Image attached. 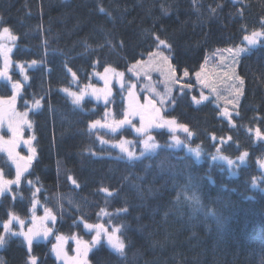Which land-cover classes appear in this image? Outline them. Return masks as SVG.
I'll return each mask as SVG.
<instances>
[{
    "label": "trees",
    "instance_id": "obj_1",
    "mask_svg": "<svg viewBox=\"0 0 264 264\" xmlns=\"http://www.w3.org/2000/svg\"><path fill=\"white\" fill-rule=\"evenodd\" d=\"M262 23L264 0H0V33L7 27L17 38L0 41L12 49L13 64L11 80H0V100L11 98L16 82L17 110L42 100L24 133L35 137V159L19 186L0 196V234L10 212L31 222L35 192V215L50 209L56 236L91 242L95 229L85 224L120 229L124 255L101 242L89 264H264V139L256 137L257 129L264 137V37L241 57L244 93L231 121L213 99L200 101L193 81V89L170 101L167 119L188 127L192 135L183 140L199 157L173 146L174 133L165 129L151 130L158 147L144 155L142 137L130 126L117 133L92 129L96 121L124 118L128 87H115L108 104H74L61 92L98 84L94 74L106 68L127 72L158 49L157 37L170 45L159 49L178 72H196L218 49L246 43L243 37ZM129 139L137 159L113 147ZM222 159L240 161L230 167ZM0 172L15 179L3 152ZM52 244L35 242L29 253L24 239L6 235L0 259L26 264L34 255L37 264H56Z\"/></svg>",
    "mask_w": 264,
    "mask_h": 264
},
{
    "label": "rangeland",
    "instance_id": "obj_2",
    "mask_svg": "<svg viewBox=\"0 0 264 264\" xmlns=\"http://www.w3.org/2000/svg\"><path fill=\"white\" fill-rule=\"evenodd\" d=\"M15 41H17V38ZM12 42L13 41L8 40V43H12ZM8 47H10V46L8 45ZM237 47H245V48H248L250 50L249 46L247 45V42L244 44H241ZM235 48L236 47H233V48L230 47V48H226V49H235ZM226 49H223V48L218 49L216 52H214L213 54H210L206 58L205 62L202 64L204 70L201 71V68H200L199 70L196 71V72H201V76H200L199 80H197V77L195 75L196 72L191 73L188 71V73H189L188 76H184L185 70L182 71L181 73L178 72L176 67L174 66V64L172 62L171 55L165 49L161 48V49L155 50L152 53L160 51V52H163L164 55L169 57L170 64L176 70L174 77H169L167 65L163 64V62L160 60L159 57L154 56V57L150 58V56L148 55V57L146 59L140 60V61H144V64L137 65V63H134V64L130 65L129 69L132 68L133 71H129V69H128L127 72H123V71H118L115 69L108 68L107 72L104 71L103 73H95L94 79L98 82V84H92V83L89 84V85H91V87L87 88V94L84 95V97L80 100L79 103H74V97L69 95V92H74V93L79 94L82 90L85 89L86 86H83L79 91L68 89L69 92H65L62 89L61 92L64 93L65 95H67L69 97V99H71V101L74 104H80L85 99H91L94 102L100 103V104H106V103L108 104V102H106L104 97L107 96V101H109L113 96L115 87L120 88V89L128 87L126 89V94H125V97H127V100H126L127 109H126V111H128L130 106L136 107L137 105H147V101L150 99H154V100L158 101V97H156V93H160L161 95H164L166 92V88L171 89L170 95L173 99V97L175 96V93L177 91L183 92L184 90L193 89L194 85H192V83H191L193 81L198 85L200 95H203L204 97H206L205 99H201L200 101L204 102V101L213 99L215 105L221 111V116L223 118L226 117L231 121L232 116L235 113H237V109L239 108L241 99L243 97V94L237 96L236 87L238 86V81L235 79V77L236 76L240 77L239 72H238L240 60H241V57L243 55H245L246 53L249 52V50L245 51V52H241L239 54V56L237 57L235 55L234 51L230 53V52L226 51ZM2 60H3V63L5 64V60H4L3 56H2ZM12 65L13 64L11 62L10 66L8 68V76L9 77H10ZM133 66H135V68H133ZM17 68L19 69L18 66H17ZM119 73L124 74L122 78L118 75ZM126 73L129 74L130 76H132L133 78H135V81L131 82V81L127 80ZM226 73H227V75H225ZM229 77H232V78L229 79ZM0 80L6 81V82L9 81V80L3 79V78H0ZM173 80L176 82L173 83L172 82ZM133 85H134V87H133ZM185 85H190V87H185ZM93 89H96L98 91L95 94H93V92H92ZM109 89L111 92L110 95L108 94ZM129 89H131V91L133 93L132 96H129ZM151 89H155V92L151 91ZM213 89H215V90H213ZM242 90L244 93V82L242 85ZM97 96H99L100 98L98 99ZM39 101H40V107L39 108H32L33 102L29 103V108H28V110H26L28 112V117H27L28 120H29V116L31 113H35V112H38L39 110H41L42 100H39ZM170 101L171 100L166 99L164 105L161 108V115H163L166 119H167L166 112L169 110ZM229 101H231V102H229ZM156 106L161 107L158 102H157ZM2 107L4 109V112H3V114H0V146H3L5 149H7L8 147H10V144L7 142L11 141L13 139V137H12L11 131H9V128H8V125H9L8 106H7V104H4ZM15 111L18 113H23V112L17 110L16 108H15ZM225 112L227 114H225ZM151 114H152V110L150 108H148L147 111L145 112L146 118L148 116H150ZM112 118H115V116L112 114H110V116L107 117V119H112ZM132 120H133V123L136 124V122H139V116L133 117ZM101 125H103V123H101ZM137 126H139V123ZM126 127H127V125L120 128V129H117V131L115 133L121 132ZM91 128L92 129L101 128V126L97 125L96 127H91ZM105 128L109 132H112L109 128H107V127H105ZM27 129H29V127H27L26 125L23 126V128H22L23 140H28L27 137H24V135H25L24 133ZM154 129H157V130L165 129V130L170 131L168 128H153L152 130H154ZM170 132H172V131H170ZM174 135L179 138L181 143L176 144L175 141L173 140L172 141L173 146H175L177 148L185 147V149L188 153H191L194 156H196V151H199V150L196 148L190 147L183 140L184 139L183 136L188 137V138L191 137L190 135H188V133L177 129L175 131ZM137 136H139V135H137ZM23 140H21L20 142L17 143L15 151L17 153H19L20 156L27 157L31 153H30L29 146L24 144ZM128 141H132V140L129 139ZM32 143L33 142L31 140V147H32ZM129 147L131 148L132 146L130 145ZM115 148L120 151L119 148H117V147H115ZM142 151H143V147H142ZM0 152H3L8 158V154H7L6 150L0 151ZM24 152L26 153V155L23 154ZM150 152H152V151L145 152V153H150ZM120 153H122V152L120 151ZM124 155H126V154H124ZM216 159L221 160L217 156H216ZM9 161L11 162L12 166L15 168V175H16V165L14 163H12L11 160H9ZM222 161H224L230 167H235L238 165L237 163L240 160H237V161L231 160L233 162L232 164L228 163L229 160H223L222 159ZM23 163H24V161H21L22 165H23ZM31 163H32V161H31ZM29 169H30V167L28 168V170L26 172H24L23 176L29 171ZM22 177H21V179H22ZM4 179H7V178H5V176H4ZM10 180H13V179H10ZM13 185H15V184H13ZM13 185H11V188ZM7 193H10V192H7ZM7 193H5V194H7ZM44 216H45V214L40 215V216L35 215V217L37 218L36 219V225H35L36 227H39L41 225L40 218H43ZM43 225L45 227L51 228L52 234H50V236L47 239L44 238L43 236L37 237L36 239H34L33 243H35V242H48L50 239H53V244L56 243V235H54L55 230H56V220L54 222L50 219L43 220ZM33 226L34 225H33V218H32V220L29 224H24V231L26 232L28 230V228L33 227ZM19 230H20V225L17 224L15 221H13V231H19ZM18 237H21L22 239H24V237H22V236H18ZM74 237L76 239H80V240L84 241L83 239H81L79 237H76V236H74ZM66 238H67V240L64 243L63 248H64V252L67 255V260L57 259L55 253L52 252V255L55 258L56 264H74V261L77 259L78 253H77L76 239H73V237H66ZM101 242L107 243L106 237L103 234L101 236ZM89 253H88V256H89ZM88 256L86 258L87 264H89Z\"/></svg>",
    "mask_w": 264,
    "mask_h": 264
},
{
    "label": "snow or ice",
    "instance_id": "obj_3",
    "mask_svg": "<svg viewBox=\"0 0 264 264\" xmlns=\"http://www.w3.org/2000/svg\"><path fill=\"white\" fill-rule=\"evenodd\" d=\"M103 11V9H101ZM264 37V23L261 25V30L256 31L253 30L250 35H245L243 37L244 41L247 42V45L250 47L257 45L260 43V38ZM10 40L15 41L16 37L11 33L10 29L5 27L3 28L2 33H0V41L3 40ZM158 40L157 48L159 49L160 46H164L165 48L170 47L166 43L165 40H161L159 37L156 38ZM248 48L245 47H236L235 49H226L228 52H235V55L238 57L241 52L248 51ZM12 51L10 47L7 46L6 43L0 42V56L4 57L5 64L3 70H0V78L11 80V77L8 76V68L10 66V60H9V53ZM150 58L151 57H159L160 60L163 62V64L167 65L168 68V75L169 77L175 76V69L172 67V65L169 62V57L164 55L163 52L157 51L155 53H149ZM37 62L32 61L29 65L30 67L35 65ZM144 64V61H137V65ZM20 68V72L23 74L25 72V68L23 65H18ZM135 68V66H133ZM71 71V69H68ZM204 68L201 66V71H203ZM108 69H105V72H107ZM129 71H133L132 68L129 69ZM73 78L75 79V73L72 74ZM121 78L123 77V73L118 74ZM189 73L187 70L184 71V76H188ZM197 80L200 79L201 72H196ZM227 75V73L225 74ZM232 77H229L231 79ZM24 79L27 80V75L24 76ZM235 79L238 81V86L236 87L237 96L243 94L242 85H243V79L239 76H236ZM175 83L176 81H172ZM107 83V82H106ZM22 85L19 82L13 83V95L8 101L0 100V114H3L4 109L3 105L7 104L8 106V118H9V131L12 133L13 139L7 143L10 144V147L5 149L3 146H0V151H7L8 159L12 161L16 165V175L14 180H7L4 179L3 172H0V196H3L5 193L11 191V185L15 184L19 186L21 182V177L23 176L24 172L28 170V168L31 166V161L35 159V148L31 147V140L35 139V137H31L28 140H23L22 135V128L23 126L31 127V122L28 120V112L25 111L23 113H18L15 111V102L17 95L19 94L21 90ZM91 85H88L85 87L84 90H82L79 94L74 92H69L68 89H63L65 92H69V95L74 97V103H79L80 100L84 97L85 94H87V88H90ZM134 87V85H133ZM185 87H190V85H185ZM215 90V89H213ZM98 90L93 89L92 92L95 94ZM151 91L155 92V89H151ZM171 89L166 88V92L164 95H161L160 93H156V97H158V101L154 99H150L147 101V105H137L136 107H129V110L124 112V118L120 120H113L112 123L103 124L101 125L100 121H96L94 124L90 125V127H96L97 125L101 127H107L109 128L113 133L117 131V129H120L124 126H130L137 135L142 137L141 143L143 146V151L141 152V155H144L145 152L154 151L158 145L154 142V137L151 134V130L153 128H168L170 131L175 133L177 129L182 130L188 135H192V133L189 131L188 127L183 124H178L175 119H166L163 115H161V108L165 103L166 99L172 100V97L170 95ZM108 94L110 95V89ZM133 93L131 89H129V96H132ZM99 99L100 97L97 96ZM106 102L107 96L104 97ZM203 95H201V99H205ZM195 99V97L193 98ZM157 102L161 107H157ZM199 102V101H197ZM231 102V101H229ZM174 103V100H173ZM40 107V101L36 100L32 108H39ZM150 108L152 110V114L146 118L145 112L147 109ZM225 114H227L225 112ZM107 115V114H106ZM135 116H139V126L133 123L132 118ZM256 137L258 139H264V137L261 136L260 129L256 130ZM172 139L175 141L176 144L181 143L178 137L173 135ZM23 140V143L29 146L30 149V155L27 157H22L15 151V148L17 146V143ZM105 141H102L104 143ZM132 146L131 148L129 146ZM113 147H117L120 149V151L127 155V157L131 159H137L136 152L134 150L135 145L132 141L128 140H121L118 144H114ZM200 155L199 151H196V156L198 157ZM247 155V153H244L240 159L243 160L244 157ZM215 158V157H214ZM223 159H226L224 157H221ZM21 161H24L23 165L21 164ZM229 164H232L233 162L231 160L228 161ZM261 166L264 167V162L261 163ZM31 183V181H29ZM75 183V181H73ZM37 192L39 189L36 190ZM107 191V189H105ZM36 193H33L34 201H33V227L28 228V230L24 231V220L21 219L19 216L15 215L14 213H9V219L3 223V234H0V247H2L6 243V235L10 236H22L24 237V240L27 244L28 252L31 253L33 249V241L37 237L43 236L44 238H48L50 234H52V229L49 227H45L43 225V220L50 219L53 222L55 221V216L52 214V211L50 209H45V216L43 218H40L41 225L39 227H36V217H35V206L37 203H39L38 200H35ZM123 211H127V209H124ZM13 221H15L17 224L20 225L19 231H13ZM85 228L92 230L95 229V235L92 237L91 242H84L80 239H76L73 237V239H76L77 243V259L74 261V264H87V256L88 253L101 242V236L102 234L106 237L107 244L110 246L111 249H113L116 253L123 256L125 252V242L116 235L117 232L120 231L119 228H114L111 233H108L107 229L104 228L103 225H89L85 224ZM67 238L64 236L57 235L56 236V243L52 245V252L55 253L57 259H65L67 260V255L64 252L63 245L66 242ZM0 264H3L2 259H0ZM26 264H37V257L34 255H29L28 261Z\"/></svg>",
    "mask_w": 264,
    "mask_h": 264
}]
</instances>
